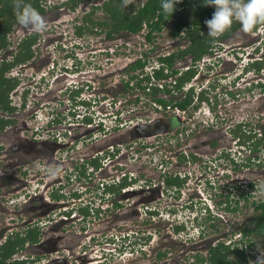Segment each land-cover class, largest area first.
Segmentation results:
<instances>
[{
	"label": "rangeland",
	"instance_id": "1",
	"mask_svg": "<svg viewBox=\"0 0 264 264\" xmlns=\"http://www.w3.org/2000/svg\"><path fill=\"white\" fill-rule=\"evenodd\" d=\"M144 1L135 0L132 6ZM102 2L83 0L71 9L66 0H41L44 9L41 14L48 21L49 28L44 33H37L33 49L37 51L35 54L40 64L42 57L43 61L50 58L56 67L46 79L33 80L32 84L40 90L32 89L37 92L36 98H32L33 93L29 92L26 102L28 105L35 102L36 118L41 124L48 115L56 118L57 112L58 121L67 128V136L76 132L79 137L71 138L74 145L61 146L58 155L59 159H65L66 166L62 169L61 165L53 164L52 168H59L62 174L59 172L60 176L54 177L58 180H55L52 191L62 186L66 199L74 188L86 189L80 198H69L66 204L69 207L74 204L87 206L90 212L87 216L80 212V217L58 223L54 228L59 227L64 235V239L56 244L59 252L34 253L29 245H25L17 256L24 264H42L55 255L65 256L69 249L73 255L80 254V261L74 264H193V254L197 250L205 254L207 241H212V245L218 240L229 242L231 238L236 239L239 234L233 237L232 233H236L241 224L248 223L255 213L252 200L264 197V150H251V144L259 140L255 132L264 125V93L256 87V82L264 81V69L258 73L247 68L244 70L246 74L241 75L243 67L240 61H236L238 56L247 61V53L258 46L261 37L238 29L220 44L213 45V49L217 48L212 58L216 62L214 68L206 65L207 60L213 61L208 58L207 62L196 65L195 75L183 89L156 93L164 100L175 101L192 86V103L185 112H180L151 104L154 101H151L148 83L142 80L137 84L141 75L130 80L127 88L122 83V79H127L125 68L130 62L142 57L147 62L144 73L151 74L152 66H158L159 56L187 45L183 37L170 36L174 21L164 25L150 42L145 39L146 27L138 33L121 31L108 37V25H96L90 29L84 18L92 10V5L100 6ZM104 16L100 9L93 14L95 20ZM184 16L189 22L193 19V10L188 9ZM80 26L82 31L78 33ZM31 33L35 32L16 22L8 31L7 40L14 46L20 38ZM261 47L264 49L262 44ZM240 48L243 50L239 51ZM190 63L189 57L179 59L174 68L183 70ZM137 73L140 74V70L133 72ZM26 78L21 82L26 83ZM76 87L81 88V93L72 98L71 91ZM172 87L168 85V88ZM147 92L150 93L146 95ZM40 93H46V97L42 98ZM83 99H89L90 103H80ZM208 108L213 110L216 123L205 121ZM116 114L117 117L120 115L123 124L114 130ZM84 115L90 118V124L83 119ZM149 121L152 125L141 126L146 135L136 137L135 134L142 131L137 125ZM238 123L247 131L246 135H254L248 141L249 145L243 144L245 151L240 149L242 143L229 131ZM44 137L50 138L46 134ZM208 139L216 143L214 147L205 144L206 149H213L211 151H205L201 144ZM178 152H186L188 158L192 153L194 160L189 159L190 163L180 166L176 160ZM96 154L104 156L102 161L100 159L101 167L89 166L92 178L85 183L78 182L70 171L83 159L90 160ZM164 173L181 174L176 176L183 184L179 188H165L162 184ZM124 176L130 184L121 190L120 195L113 197L112 187L106 185L116 179L122 180ZM37 191L42 194L40 187ZM241 194L247 195V200L240 198ZM26 198L20 197L13 204L8 201L5 205L0 203V242L11 232L26 231L28 224H31L29 228L35 226L40 231L46 230L48 235L47 228L59 218L61 212L58 209L48 210L38 199L33 203L36 217L26 221L32 217L31 210L25 212L23 203L18 204ZM114 201L121 206L115 205ZM45 208L47 212H44ZM195 216L198 221L205 219L203 226L207 227L203 235L197 226L191 227ZM210 216L213 217L211 220ZM181 223L185 227L175 233L173 227ZM146 236L150 237L146 239ZM49 242L46 247H50L51 252L55 250V244ZM263 242L262 238H255L250 251L254 258L250 261L260 254L259 249L264 250ZM157 252L165 254L159 258Z\"/></svg>",
	"mask_w": 264,
	"mask_h": 264
},
{
	"label": "trees",
	"instance_id": "2",
	"mask_svg": "<svg viewBox=\"0 0 264 264\" xmlns=\"http://www.w3.org/2000/svg\"><path fill=\"white\" fill-rule=\"evenodd\" d=\"M83 0H68L67 4L71 9H75L76 5L81 3ZM25 3L32 4L40 13L44 11L41 6V0H25ZM97 9H100L104 13V17L95 20L93 14ZM188 9L193 10V19L189 22L185 20V11ZM215 11L214 6H208L203 4V0H181L179 4L176 5V10L171 14L170 17H165L160 7V0H145L143 3L138 4V6L129 5L128 9L125 10L122 7V0H104L100 6L92 5V10L84 15L85 20L90 25V29H93L96 25L107 26V36L111 37L121 31H125L128 34H134L140 32L143 27H146L147 32L145 33V38L149 41L154 39V34L163 30L164 25L168 24L171 20L172 27L170 29V36L172 38L183 37L187 41V45L182 49H177L169 55L160 56L158 60L161 63L160 69L154 68L153 76L144 73V66L146 65V60L138 58L135 62L125 69L127 73V79H122V83L127 88L129 87L130 80L141 75L138 79L137 84L144 80L150 86V92L145 93L146 95H151V101L156 103H161L164 106L168 103H173L172 100H164L156 95L159 91L157 85L151 83V79L159 80L161 78H168L176 75L178 71L174 68V64L177 60L183 59L186 55H190L193 61L200 59L205 53L208 52L209 47L212 43L216 41L215 38L208 36L207 34L201 33V30L207 25L204 23L205 20L212 17ZM17 22L16 19V0H0V47L6 45V34L11 30L14 23ZM264 24V22L259 25ZM257 25L255 29L259 26ZM237 26L239 22H234L229 30H227L220 38L228 36ZM184 29V30H182ZM82 28L80 26L81 33ZM37 39V33H32L31 35L25 36L21 39L20 47L24 50L20 51V56L29 57L31 56L30 46L35 43ZM181 40V39H179ZM23 57V58H24ZM254 65L257 69H262L264 67V59L256 61ZM140 70V74H133V72ZM144 74V75H143ZM195 74V69H189L182 73L181 76L175 81L177 87H181L186 81L190 80ZM143 89L146 86H140ZM78 92L74 91L72 95H77ZM193 94L191 91L185 94V98L181 100H176L175 105L185 108L192 102ZM88 123L90 118H86ZM247 131L243 129L241 124L237 125L233 130V135L238 138L239 142L248 144V141L254 136L252 133L245 134ZM256 133V132H255ZM249 145V144H248ZM251 150L253 151H263L264 150V127L261 128V135L259 140L251 144ZM249 159V158H248ZM94 165L95 168L99 167L100 163L97 160L86 161V163ZM85 165V163H84ZM83 165V166H84ZM85 170V167H84ZM86 171V170H85ZM84 173V172H81ZM175 180L173 178L167 179L168 185L174 184ZM127 184L124 182L118 187H112L111 191L119 193L121 187ZM252 184V183H250ZM252 187V185H250ZM264 188V186H263ZM247 200V195L241 194L240 198ZM255 213L251 216L248 223L241 224L237 232L239 233L240 239L229 240V242H224L218 240L215 244H208L205 248V254H201L199 251L194 253L193 264H248L254 255L251 254V248L255 244V238H262L264 241V197L252 200L251 202ZM237 209V208H234ZM85 216L89 214L88 207L79 208ZM213 217L210 216V220ZM208 219V220H209ZM208 220L206 221L208 223ZM205 219L200 220L199 227L201 235L203 234L207 225L203 226ZM209 227V225H208ZM182 225H175L173 227L175 232L183 229ZM235 235V233H232ZM40 232L37 227L29 228L26 227L24 232H15L7 236L4 241L0 243V264H24L22 260L13 259L12 256L23 249L24 244L34 243L39 239ZM147 237L150 236H146ZM264 247V242H263ZM164 252H157V257H162Z\"/></svg>",
	"mask_w": 264,
	"mask_h": 264
},
{
	"label": "flooded vegetation",
	"instance_id": "3",
	"mask_svg": "<svg viewBox=\"0 0 264 264\" xmlns=\"http://www.w3.org/2000/svg\"><path fill=\"white\" fill-rule=\"evenodd\" d=\"M68 1V0H66ZM104 1V0H103ZM43 13V12H41ZM238 23V22H236ZM241 29V26H237L235 30ZM237 32V31H236ZM8 33V32H7ZM32 34V33H31ZM26 34L25 36L31 35ZM259 37L260 31L257 36ZM9 39V38H8ZM146 39V38H145ZM148 40V39H146ZM149 41V40H148ZM152 41V40H151ZM21 38L17 41L14 46L10 40H7L6 34V45L0 47V203L1 205H5L6 201L12 202L14 200H18L20 197L23 198L24 195L19 193H26L27 190L31 187L32 183L40 187H44V193L46 191L52 190L54 186L55 180L57 178H49L46 173V169L52 168L53 164L61 165L65 168L66 163L63 160L59 159V153L61 146H71L74 145L72 141V137H76L79 139L75 133H71L67 136L66 129L63 128L62 124L58 121L59 117L58 113H55V119L53 123L43 126L36 116L35 111V102L33 104L28 105L26 100L28 98L29 92L33 93L32 98H36L37 89L40 90V87H36L32 84L33 80H43L46 79V75L53 73V68L56 67L55 64L51 62L50 58L45 59L43 61V57L40 61H37V56L35 49H33L34 43L30 46L31 56L24 57L20 56V51L24 50L20 47ZM36 42V41H35ZM150 42V41H149ZM16 45V46H15ZM264 46V44H262ZM24 57V58H23ZM187 55L184 57L186 58ZM183 58V59H184ZM253 59L263 60L264 59V49L259 46L253 54ZM44 62V63H43ZM130 62L127 66L133 64ZM126 66V67H127ZM44 70V71H43ZM45 71H48L44 73ZM257 76V75H255ZM27 77L28 80L26 83L21 82V79ZM259 82V81H258ZM256 82V83H258ZM262 85H256V87L261 88V91L264 93V81H260ZM32 89L36 90L33 91ZM48 92V91H47ZM46 92V93H47ZM46 93H40L42 98H45ZM222 121H225V116H222ZM149 125H152V121L148 122ZM239 125V123L237 124ZM234 125V126H237ZM75 126V125H74ZM154 126V125H153ZM152 128V126H150ZM264 127V125H263ZM261 129V127H259ZM230 133L233 135V129L229 128ZM48 135L49 137H44V135ZM234 136V135H233ZM65 141L64 140H67ZM72 142H69V141ZM227 140V138H226ZM202 147L205 151H211L213 149H206L205 144L209 145V147H214L216 143L212 140L201 142ZM227 144V143H226ZM113 153V152H112ZM176 160L183 161L182 164L188 158V154L186 152H178L176 153ZM187 155L188 157H186ZM62 156V155H61ZM194 156L192 153L190 154L189 159H193ZM87 159V158H86ZM100 161L101 156L96 154L90 160ZM88 160V159H87ZM194 160V159H193ZM89 161V160H88ZM61 163V164H59ZM62 171V170H61ZM62 174V172H60ZM182 176L179 173H164L162 178V184L165 188L167 187H180L183 184L180 180L179 176ZM60 176V174H59ZM173 178L175 180L174 184L168 185L167 179ZM179 177V178H178ZM62 182L59 180V185ZM58 189V188H57ZM62 189V186L60 187ZM59 193V190L57 191ZM121 193V192H120ZM120 193L113 192L114 195H120ZM27 196L22 202H18V204L23 203V208L25 212L30 211L32 217L29 220L36 217L35 205H33L36 200H42L41 206H47L49 209L53 207L51 199L49 196L36 194L31 195L29 198ZM115 205H119L116 201H114ZM64 205L60 204L58 207H63ZM44 212H47V209H44ZM80 216V214H79ZM181 231V230H179ZM175 232V233H179ZM205 231V230H204ZM204 233V232H203ZM203 235V234H202ZM64 235L58 233L57 235L48 236L46 241L42 244V246H30V248L37 253V251L48 252V254H52V252H59L60 248H57L56 244L59 240H63ZM50 241L52 244H55V250L49 251L51 248L46 247L47 243ZM49 242V243H50ZM212 241H207L206 244H210ZM206 245V247H207ZM205 247V248H206ZM48 250V251H46ZM200 250H197L198 252ZM69 249H67L65 256H57L55 258L47 259L46 264H74L75 261H80V254H72ZM72 258L74 261H72ZM158 262V261H157Z\"/></svg>",
	"mask_w": 264,
	"mask_h": 264
},
{
	"label": "clouds",
	"instance_id": "4",
	"mask_svg": "<svg viewBox=\"0 0 264 264\" xmlns=\"http://www.w3.org/2000/svg\"><path fill=\"white\" fill-rule=\"evenodd\" d=\"M180 2H181V0H160V7H161L162 12L166 18L171 16V14L176 10V5L179 4ZM134 4H135V0H122V7L125 10L128 9L129 5H134ZM203 4L208 5V6H214L215 11L213 12L212 17L210 19H207L204 21V23L207 25V27H204L203 28L204 31L202 32V30H203L202 29L201 33H203V34L205 33L208 36L215 38L216 41L214 43H212L211 47H209V49H208V52L205 53L200 59L193 61L191 59V56L187 55V57H189L191 63L189 65H187L186 67H183V70H179V69L175 68L178 71V73L172 77H168V78H170L169 81L167 80L168 78H161L159 80H156V81H158L157 83L151 82L152 84H155V85L157 84V87H158V83H160L161 86H160V88L158 87L159 92H168L169 93L172 91L175 92L176 89L177 90L183 89L185 87V85L193 78V76L195 74L191 77L190 80L186 81L181 87L175 86L176 85L175 81L177 80V78L179 76L182 75V73H184L185 71H187L189 69H195V73H196V71H197L196 65L197 64H200L202 62L204 63V62L208 61V63L206 65L210 66L209 68H214L216 62L212 58H213V55H216L215 50L217 51V48L213 49L212 47L214 44H220L221 41L227 39L228 37H230L236 33V31L238 29L235 31L233 30L228 36L220 38L221 35H223L227 30H229L231 28V26L233 25L234 22H239L242 31L250 32L251 35H254L256 33V36H257L258 32L260 31L261 34L259 35V38L261 37V41L258 43L257 47L261 46V44H264V34H262L264 31V24H261V25H263L261 28L257 27L255 29V27L257 25L264 22V0H203ZM16 19H17V22L21 26H23L25 28H31L35 33H44L46 31H48V28H49L48 21L45 19V17L35 7H33L32 4L25 3V0H16ZM182 30H184V29H182ZM181 47L184 48L185 45L180 46V48ZM257 47L254 50L247 53V55H246L247 61H246V58L243 61V58L241 56L236 57V61H240L241 66L243 67V71H242L241 75L246 74L244 72V70L247 68L253 69L254 72L256 71L258 73L264 69V67L262 69H257V67L254 65V63L256 61H259V60L253 59V54L256 51ZM242 50H243V48L239 49V51H242ZM169 54L170 53H168L167 55H169ZM162 56H164V55H162ZM140 58H142V57H140ZM208 58L212 59L213 61H210V60L205 61ZM233 61H235V59ZM236 61H235V63H237ZM176 62H175V64H176ZM157 64H158L157 67L152 66L153 68L151 70V74L150 73H147V74H150L153 76V73H154L153 69L154 68L160 69V67H161V63L158 59H157ZM146 65H147V62H146ZM256 75H257V73H256ZM152 80L154 81L155 79H151V81ZM233 83L235 85V82H233ZM168 85H173V87L168 88ZM208 85L210 86V82L208 83ZM212 85H213V83H212ZM257 85H262V83L258 82ZM209 86H208V89H209ZM192 90H193V87L190 86L188 91L182 92L183 97L180 98L179 100L185 98V94L189 91L192 92ZM74 91L78 92V94L72 95L74 93ZM80 91H81V88L76 87L74 90L71 91V97L72 98L78 97V95L81 93ZM201 93H205V92H201ZM192 94H193V92H192ZM198 97H199V93H198V96L196 98V101L198 100ZM192 99H193V97H192ZM175 101H173V103H168L165 106L161 103L158 104L156 102H152L151 104L159 105L162 108L163 107L168 108V109L174 108V110H178L180 112H185L186 107L192 103L191 102L185 108H181L180 106L174 104ZM80 103H90V100L89 99H86V100L83 99V100H80ZM84 107H88V104H84ZM194 107H196V106H194ZM203 115H205V114H203ZM85 117L89 118L87 115H84L83 119H85V120H86ZM205 117H207V120H205L207 123H212V124L216 123L215 115L213 113V110H210V108H208ZM54 119L55 118L53 116H51V117L49 115L46 116V121L44 123H42L43 126H46V125L53 123ZM121 122H123V121L119 115L115 120V124L113 126V129L114 130L119 129V127H120L119 124ZM88 124H90V122ZM261 128H262V126H261ZM256 133L260 136L261 135V129H258V131ZM238 142H239V140H238ZM241 145H242V147H240V149L242 151H245L246 147L243 144H241ZM234 155H236V153H234ZM99 156H101V154H99ZM101 157H104V156H101ZM188 160H189V158H186V161L190 163V161H188ZM86 161H88V160L83 159L80 164L74 165V167L70 171V174L73 175L75 177V179H77L78 182L82 180L85 183L88 178H92L90 175L91 170H89V166H91V167H95V166L92 164H89L90 162L86 163ZM101 161H102V158H101ZM182 162L183 161L181 160V161H179L178 164L181 166ZM84 163H85V165H84ZM99 163H100V161H99ZM164 163L167 164L168 162H164ZM100 165L97 168H100L101 167ZM84 167H85L86 171L84 170ZM45 171H46L47 175L49 176V178L51 179V178H54L55 176H57L59 174L60 169L59 168H49V169H46ZM81 172H84V173H81ZM185 176L186 175L184 174L183 177H185ZM124 182H127L126 176H124V178H122V180L116 179V181H114L111 185L110 184L106 185V187H108V188L118 187L121 184H123ZM35 183H32L31 187L29 188V190H27L26 193L23 192V193H19V194L24 195L23 197H27V196L30 197L31 195H34V194H36L37 196H39V195L49 196V199H51V197H52L53 199H51V201H52L53 207H51V208L58 209V212L59 213L61 212V213L60 214L58 213L59 218L54 220L53 222H51L49 228H47L48 235L46 233V230H41V231L39 230V232H40L39 239L34 243H29V242L25 243L24 247H25V245L26 246L27 245L38 246V244L40 242L46 241V238L49 236V234L50 235L51 234L57 235L58 233H60L59 227L57 230H54V228L58 225V223H56L57 221L60 220L63 223L64 221H66L68 219H72L75 216L80 217L79 216V214H80L79 208L86 207V206H80V205H75V204L73 206L69 207L68 204H66V203H68L69 198H71L72 200L73 199L76 200V199L80 198L81 194L83 192H85L86 189H84V191H80L78 188H74V190L68 194L69 196L67 195L66 199H64L66 194H64L63 188L60 189L61 186H59L58 189L53 190V191L50 189L49 194H47L48 193L47 191L45 193L43 191L44 187H40V186L36 185ZM129 184L130 183L127 182V184H125L121 187V190L124 189ZM38 187H40L42 194H40V192L37 191ZM96 188H98V187H96ZM58 190H59V193L57 192ZM121 190H120V192H121ZM53 194H55V195L53 196ZM112 195H113V191H112ZM8 203L13 204L14 201H12V202L8 201ZM55 204H61V205L63 204L64 206L58 207L59 205H55ZM66 206H68V208ZM51 214H52V212H51ZM47 217L50 219V217H52V216L49 214ZM196 219H197L196 216L193 217V219L191 221V227L197 226L199 228V232H200V227H199V223H198V222H200V220L198 221ZM26 221L29 222L30 220H26ZM29 225H31V224H28V226ZM176 225H182L185 227L184 223L176 224ZM235 234H239V233L236 232ZM234 236L235 235H233V237ZM235 238H236L235 240H238V239H240V236L238 235ZM259 251H260V254L256 257V259L254 261L249 260L250 264H264V250L259 249ZM18 252H16L12 256L13 259H19V257L17 256ZM57 256L61 257L60 255H55L54 258ZM19 260H21V257ZM46 262H47V260L45 262H43L42 264H46Z\"/></svg>",
	"mask_w": 264,
	"mask_h": 264
},
{
	"label": "water",
	"instance_id": "5",
	"mask_svg": "<svg viewBox=\"0 0 264 264\" xmlns=\"http://www.w3.org/2000/svg\"><path fill=\"white\" fill-rule=\"evenodd\" d=\"M238 32V31H237ZM143 125V128H145V126H148L149 125V123H144V124H138L137 126H139L138 128L139 129H141L142 131L141 132H139V134H135V136L136 137H138V136H145L146 135V131H145V129H143L141 126ZM56 223H62L60 220L59 221H57ZM44 243V241H42V242H40L39 244H38V246L39 245H41L42 246V244ZM46 251H48V250H46Z\"/></svg>",
	"mask_w": 264,
	"mask_h": 264
},
{
	"label": "built area",
	"instance_id": "6",
	"mask_svg": "<svg viewBox=\"0 0 264 264\" xmlns=\"http://www.w3.org/2000/svg\"><path fill=\"white\" fill-rule=\"evenodd\" d=\"M116 118H117V114H116ZM123 124V122H121L119 125H122ZM102 186H103V184H102Z\"/></svg>",
	"mask_w": 264,
	"mask_h": 264
}]
</instances>
